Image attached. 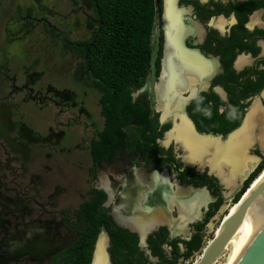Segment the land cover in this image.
<instances>
[{
  "label": "flooded vegetation",
  "instance_id": "flooded-vegetation-1",
  "mask_svg": "<svg viewBox=\"0 0 264 264\" xmlns=\"http://www.w3.org/2000/svg\"><path fill=\"white\" fill-rule=\"evenodd\" d=\"M158 9L151 84L132 93L137 112L153 122L145 136L135 119L134 132L105 133L89 68L70 49H86L92 36L74 40L45 21L40 38L50 47L31 53L26 42L42 19L20 8L2 15L0 264H189L211 220L240 184L242 191L241 176L231 188L209 166L189 165L174 136L186 119L214 152L218 139L203 135L227 136L255 105L264 113V0H161ZM228 110L243 112L242 122L217 133ZM246 153L248 166L261 158L258 167L264 137ZM84 162L82 191L72 171Z\"/></svg>",
  "mask_w": 264,
  "mask_h": 264
},
{
  "label": "trees",
  "instance_id": "trees-1",
  "mask_svg": "<svg viewBox=\"0 0 264 264\" xmlns=\"http://www.w3.org/2000/svg\"><path fill=\"white\" fill-rule=\"evenodd\" d=\"M160 1L92 0L97 28L85 42L87 48L91 47L88 57L87 48L80 46L82 42L79 46L70 48L85 60L89 68L93 79L92 86L100 95L99 102L106 120L105 133L108 135L112 136L123 126L126 134L134 132L136 128L128 127L132 119L136 120L137 129L144 136L148 131L154 130L148 114L144 111L142 115L141 111L137 112L132 93L145 84L152 65V36ZM96 37L94 46H91ZM231 114L228 110L221 115L220 122H217V133H227L241 124L243 112L239 115ZM263 171L264 161L244 182V187L234 203L239 202L244 192Z\"/></svg>",
  "mask_w": 264,
  "mask_h": 264
},
{
  "label": "bare ground",
  "instance_id": "bare-ground-1",
  "mask_svg": "<svg viewBox=\"0 0 264 264\" xmlns=\"http://www.w3.org/2000/svg\"><path fill=\"white\" fill-rule=\"evenodd\" d=\"M161 82H162V78L158 85H160ZM157 88H158L157 90H159V95H160V108L165 110L167 106L166 100L168 98V93H167L168 87L165 78H163L162 84L160 86H157ZM171 98H172V94H171ZM182 106L183 105H181V107L179 108L182 109ZM185 120H182L181 124L178 126L177 131L179 132L178 133L179 135L174 136V138L176 139L177 148L184 150L185 152L184 158L189 165L197 164L201 169V171H203L206 167L209 166L210 173H214L219 177H221L222 181L226 183L227 187H231V188L235 186L234 185L235 180L238 176H241L239 180L243 181L248 176V174L254 169L256 165L253 166L247 165L249 163L250 158L248 157V153H246V146L252 147L253 144H255L258 141L263 143L264 113L263 110L258 105H255L251 109L246 121L244 122L243 127L239 131H237L233 136H231L227 142H223V144H221L222 142L218 143L220 140L219 139H218L219 141L217 140V146H214L216 147L214 152L211 151L212 149L214 150V148L208 145L211 144V142L204 141L205 144L198 143L199 140L198 138L200 137L193 136L192 134L193 129L190 126L189 122ZM257 129H260L259 133H256ZM202 137L211 139L210 137H205V136ZM169 138H172V136L170 135ZM251 160L252 162L254 161L253 159ZM225 169H228V171L226 172ZM263 177H264V173L260 176V178H257L253 182V186H255L258 183V181H260V179H262ZM237 208H238V203L233 204L229 208L228 213L224 216L223 220L227 219L229 215H232V213H234L237 210ZM220 226L215 230L214 233L216 234L219 233ZM236 251H237L236 241L230 240L227 249L225 251V254L220 259H225L226 261L225 264H229L232 261ZM200 258L197 260V262L200 260Z\"/></svg>",
  "mask_w": 264,
  "mask_h": 264
},
{
  "label": "rangeland",
  "instance_id": "rangeland-1",
  "mask_svg": "<svg viewBox=\"0 0 264 264\" xmlns=\"http://www.w3.org/2000/svg\"><path fill=\"white\" fill-rule=\"evenodd\" d=\"M17 8H20L23 11L27 10V12L28 10H35V15L39 19H42V22L36 21L35 33L37 34H34V37H30V39L26 42L28 45L27 50L31 53L38 48L41 50V52H44L42 47H50V42L47 40L45 41V44L42 45L44 40L40 38L43 37L41 33L43 31L45 21L49 22L53 26L58 27V29L67 31L70 37L74 40H87L92 36L94 30L97 28L92 0H0V24L2 23L1 18L3 14H8V11H10V14L12 15ZM155 34L156 36L159 35L158 27L155 30ZM153 39L155 40V37H153ZM13 52L15 51L13 50ZM45 52H53V49L47 48ZM54 58L55 57L51 58V61H53ZM47 60H49V58H47ZM46 69L49 70V67H46ZM90 99H92V105H96V111L100 112L101 107L98 102V94L93 92V95ZM36 120H39L38 117ZM36 125L37 122H35V126ZM87 166L88 162H84L82 170L74 169L76 171H72L75 174L74 181H76V184L82 188V191L84 190L85 180L87 178V172H85ZM71 178L70 181H72ZM234 199L226 201L220 208V211L209 223L203 250L215 237L216 233L214 232L221 225L222 220L228 213L229 208L235 204ZM202 252L195 255L189 264H195L200 258ZM225 262V259H219L216 264H225Z\"/></svg>",
  "mask_w": 264,
  "mask_h": 264
},
{
  "label": "water",
  "instance_id": "water-1",
  "mask_svg": "<svg viewBox=\"0 0 264 264\" xmlns=\"http://www.w3.org/2000/svg\"><path fill=\"white\" fill-rule=\"evenodd\" d=\"M97 37L91 46H94ZM90 48H87V57ZM146 84L147 87L150 86V78L147 79ZM165 119L163 120L165 121ZM244 122L227 136H203L210 137L211 139H219L222 143L227 142L231 136L243 127ZM250 154L251 151L249 150ZM254 157L258 161V165L261 158L258 156ZM257 165L244 180L250 177L257 168ZM263 173L264 171L258 178ZM240 191L241 184L236 189V193L231 197ZM230 240L236 241L237 251L229 264H264V177L255 186L252 184L250 189L244 192L241 200L238 202L237 210L232 215H229L227 219L223 220L219 233L215 235L213 240L204 249L200 260L196 264H215L225 254Z\"/></svg>",
  "mask_w": 264,
  "mask_h": 264
}]
</instances>
